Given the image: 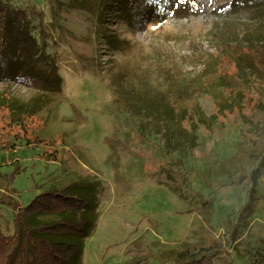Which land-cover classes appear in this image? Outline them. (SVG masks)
Returning <instances> with one entry per match:
<instances>
[{
	"label": "rangeland",
	"instance_id": "obj_1",
	"mask_svg": "<svg viewBox=\"0 0 264 264\" xmlns=\"http://www.w3.org/2000/svg\"><path fill=\"white\" fill-rule=\"evenodd\" d=\"M11 1L28 12L46 8V0ZM151 1L152 20L143 15ZM228 2L139 0L132 28L107 10L97 18L99 26L79 10L60 8V91L44 95L43 108L27 116L17 107L34 100L39 88L0 79V199L11 197L24 207L47 189L93 181L85 194L96 223L79 264H264V176L250 186L264 147V88L255 78L247 86L231 83L219 100L199 96L209 127L198 125L197 145L185 156L165 154L154 136L125 139L124 121L114 110L121 112L127 102L116 88L159 83L165 67L189 79L203 68L199 53L217 58L219 47L207 37L211 25L243 21L237 10L213 13ZM107 34L127 46H107ZM255 60L264 68L262 56ZM216 70L230 77L236 66L220 56ZM220 100L223 109L216 105ZM112 141L119 146L117 168L107 162ZM12 214L0 202L5 234L14 231ZM183 247L204 251V258L178 260Z\"/></svg>",
	"mask_w": 264,
	"mask_h": 264
},
{
	"label": "trees",
	"instance_id": "obj_2",
	"mask_svg": "<svg viewBox=\"0 0 264 264\" xmlns=\"http://www.w3.org/2000/svg\"><path fill=\"white\" fill-rule=\"evenodd\" d=\"M138 1L46 0L45 11L28 12L11 0H0V79L22 81L39 88V95L23 107L18 105L17 111L27 113V116L35 114L43 108L44 95L59 92L62 88V68L60 59L56 57L62 30L59 25L60 8L79 10L84 19L90 16L99 26L102 20L97 18L107 10L108 17L119 25L132 28V9ZM152 5L151 1L149 6H143V15L150 20L155 17ZM226 8L242 13L243 21L237 23V27H232L231 23L221 26L216 22L211 25L207 37L215 47H219V55L216 58L211 53H199L198 61L205 58L201 73L189 79L179 78L174 70L165 67L159 83L148 84L141 90L133 86L115 89V94H125L127 99L121 112L114 108L116 118L124 121L121 134L125 139L133 134L137 137L131 141L154 136L161 141L165 154L176 152L185 156L197 145L198 125L209 127L199 104V96L210 94L219 100L218 94L225 89L230 90L231 83L233 87L247 86L251 78L264 88V68L255 60L257 56L264 58V0H229L228 4L216 7L213 13L226 12ZM101 32L105 35L104 31ZM105 40L112 49L128 44L113 34H107ZM191 41L194 42L193 39ZM220 56L233 61L236 66L235 73L230 77L216 70ZM161 70L158 69L159 72ZM239 94L240 88L235 96ZM223 102L220 100L216 105L223 109ZM211 117L208 120H212ZM114 132L117 137V130ZM109 147L111 153L107 162L117 168L119 146L112 141ZM262 175L264 147L258 163L250 172L251 188ZM90 185L95 183L89 178L70 181L37 194L24 207L11 197L0 199L1 203L13 209L14 226L11 234H5L0 229V264H79L84 238L96 223L91 213V199L85 194ZM199 255L202 260L204 251L196 253L183 247L176 258L188 260Z\"/></svg>",
	"mask_w": 264,
	"mask_h": 264
}]
</instances>
